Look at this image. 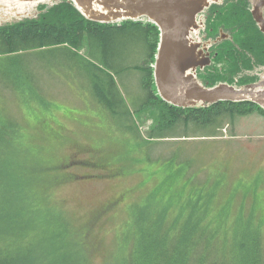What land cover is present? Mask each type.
Here are the masks:
<instances>
[{
	"label": "rangeland",
	"instance_id": "obj_1",
	"mask_svg": "<svg viewBox=\"0 0 264 264\" xmlns=\"http://www.w3.org/2000/svg\"><path fill=\"white\" fill-rule=\"evenodd\" d=\"M60 2L38 3L8 17L0 15V26L37 19ZM243 15L244 27L238 30L242 18L224 15L218 23L227 25L221 29L229 40L234 41V29L237 38L250 44L258 39V44L253 17ZM137 22L148 23L145 19ZM216 28L220 27L216 24ZM233 48L237 59L245 54L250 59V65L244 63L237 73L230 71L235 66ZM247 48L235 44L221 59L213 58L198 71L199 81L238 86L264 79V65ZM79 53L87 56V41ZM154 63L145 59L141 66L153 69ZM1 64L5 71L6 62ZM42 72L41 84L38 77L36 82L44 87L41 94L48 105L33 100L28 107L0 90V232L16 240L1 246V255L27 258L32 264H129L149 254L172 253L198 224L208 230L205 241L209 239L212 258L221 257L228 244L230 251L244 240L258 239L264 264V224L256 223L262 218L259 210L264 211V188L255 195L250 181L255 188L252 177L261 172L264 178V116L239 117L219 137L190 132L197 136L150 140L148 133L158 128L160 116L154 105L133 110L139 94L133 97L122 91L132 117L126 128L95 104L77 85L79 79L66 77L64 71L58 75L54 69L51 74ZM138 75L139 71L130 81L136 83ZM5 114L20 126L16 145L3 141L9 119ZM132 125L138 134L130 133ZM10 143L31 163L33 174L24 177L26 183L20 187L39 203L37 208L26 204L21 191V202L1 192L4 169L12 163ZM74 152L76 157L66 163ZM258 195L263 200L261 208L255 202ZM115 199L120 202L110 208L108 203ZM107 204V209L99 211ZM192 236L198 239V234ZM202 250L203 246L195 247L192 256Z\"/></svg>",
	"mask_w": 264,
	"mask_h": 264
},
{
	"label": "trees",
	"instance_id": "obj_2",
	"mask_svg": "<svg viewBox=\"0 0 264 264\" xmlns=\"http://www.w3.org/2000/svg\"><path fill=\"white\" fill-rule=\"evenodd\" d=\"M245 7H247L245 2L243 5L226 3L213 5L210 9L209 20L214 19L215 22H208V34L215 37L218 31L216 24L217 27L225 29L227 25L218 23L224 15L242 18L240 20L242 23L238 24L237 30L244 27L243 14L248 13L249 18H252L250 11ZM252 21L258 28L257 35L260 42L257 44L258 39H256V42L251 41L252 44H250L244 38H237L236 31L233 29L234 41L226 39L214 45V59H221L227 49L234 47L235 44L244 48L247 45V50H250L257 62L264 65V34L253 18ZM243 31L245 28L241 29V32ZM159 34L158 27L151 22L143 24L125 20L109 24L87 20L72 3L61 0L37 19L0 26V90L12 93L17 101L28 107L33 100L42 105H48L49 102L41 94L44 87L37 84L36 79L38 77L41 84L45 75L42 71H49L51 74L54 69V73L58 75L64 71L66 77L79 79L77 85L86 94L88 92L91 95L95 104L103 106V110L108 112L111 118L121 122L117 124L118 126L126 128H130L132 117L122 91L133 97L139 94L132 103L133 110L138 112L146 106L154 105L160 116L158 128L148 133L150 140L197 136L191 135L192 132H204L205 136L219 137L223 135V129L229 126L233 128L239 117L254 113L264 116V109L250 101L218 102L207 107L189 108L177 107L163 101L157 94L153 69L148 64H146V69L141 66V62L145 59L148 62L155 60ZM84 41L88 43L87 56L79 53ZM258 49H260V54ZM234 52L237 51L233 48L231 55L235 66L230 68V71L237 73L244 63L250 65V59L246 54L237 59ZM2 62H6L5 71H2ZM138 71L141 75L137 76L136 83L131 82V77ZM202 83L208 87L216 85ZM5 115L10 120L6 121V131L2 132L3 141L7 143L11 141L16 145L19 141L20 126L13 117ZM132 126L133 128L128 129L130 133L138 134L136 127ZM14 127L17 131H10ZM14 144H11L12 163L8 166L9 169L8 167L4 169L6 180L5 177L1 179V192L19 197V202H21L19 195L21 191L22 197H27L26 204L37 208L39 203L30 197L26 189L22 191L20 187V185L24 187L26 183L27 178L24 177L33 174L31 163L24 159V154L22 155ZM196 230L198 232L193 233ZM206 233L208 234V230L197 224L195 228L187 231L183 241H179L172 253L163 257L149 254L129 264H262V244L258 239L244 240L230 251H228L230 247L228 244L227 249H222V254H219L221 257L212 258L213 252L208 243L209 239L205 241ZM193 234H198V239L192 236ZM14 243L16 240L9 239L0 232V247ZM199 246H203L202 252L197 256H192V253L195 254V247ZM0 264L32 263L27 258L0 254Z\"/></svg>",
	"mask_w": 264,
	"mask_h": 264
},
{
	"label": "water",
	"instance_id": "obj_3",
	"mask_svg": "<svg viewBox=\"0 0 264 264\" xmlns=\"http://www.w3.org/2000/svg\"><path fill=\"white\" fill-rule=\"evenodd\" d=\"M50 1L52 0H0V5L12 2L28 8ZM67 1L87 20L113 24L145 19L158 27L160 34L153 78L157 94L166 103L189 108L207 107L218 102L250 101L264 109V79L241 86L219 82L208 87L197 77L199 70L212 63L210 54L206 51L212 42L196 43L190 34L198 27L196 15L209 7L211 0ZM252 16L264 34V18L257 7L252 10ZM225 37L228 36L220 32L214 42Z\"/></svg>",
	"mask_w": 264,
	"mask_h": 264
},
{
	"label": "flooded vegetation",
	"instance_id": "obj_4",
	"mask_svg": "<svg viewBox=\"0 0 264 264\" xmlns=\"http://www.w3.org/2000/svg\"><path fill=\"white\" fill-rule=\"evenodd\" d=\"M243 2H245L247 4L246 8H249V11L251 12V14H252V10L255 7H257L259 12L261 13V15L264 17V0H211L209 7H207V9H205V11L203 13L204 27L202 29L203 30L202 33H204V36H203V41L202 42L203 43H205L206 41L212 42L210 45H208V48L206 50L207 52H209L211 60H213V58H214L213 47H214V45H216L219 42V41L218 42H214V41L217 40V38L220 36V32H222L223 34L227 35V33H225L221 28L218 29V34H216L215 37H212L211 35L208 34V32H207V24H208V21H209V18H210V9H211V7L213 5H222L224 3H226V4L243 5ZM226 39H229V37H225V38H223L220 41H224ZM201 47H202V45H201ZM76 155H77V152H74L73 156H70L69 157V161H67L66 163L70 162L71 161L70 159H73L74 157H76ZM64 164H65V162H64ZM97 166L100 167L101 165L98 163ZM107 176H109V174H107ZM252 178L256 181L257 185H256L255 188H253V182L250 179V181L252 183L251 191L255 195H257L259 188H262V189L264 188V186H263V184H264L263 174L261 172L257 173ZM255 200H256L255 202L258 204L259 208H261L262 201H263L262 198L258 195V198L255 199ZM119 202H120L119 199H115V200H112L111 202H109L108 204H110V208H111V207L115 206L116 204H118ZM108 204L106 206H103L102 209L99 210V211H104L105 209H107L108 208L107 207ZM259 211L263 212V213H261L262 214V218L259 217L260 220H259V222H256V223L258 224V226H262L264 224V211L262 210V208Z\"/></svg>",
	"mask_w": 264,
	"mask_h": 264
},
{
	"label": "built area",
	"instance_id": "obj_5",
	"mask_svg": "<svg viewBox=\"0 0 264 264\" xmlns=\"http://www.w3.org/2000/svg\"><path fill=\"white\" fill-rule=\"evenodd\" d=\"M207 9V8H205ZM205 9H203L201 12H199L196 15V23H197V29L193 30L190 34L191 38L194 40V42L196 43H203V36L204 33L203 32V27H204V19H203V13L205 11Z\"/></svg>",
	"mask_w": 264,
	"mask_h": 264
},
{
	"label": "bare ground",
	"instance_id": "obj_6",
	"mask_svg": "<svg viewBox=\"0 0 264 264\" xmlns=\"http://www.w3.org/2000/svg\"><path fill=\"white\" fill-rule=\"evenodd\" d=\"M25 8H26L25 5H18V4L15 5V3H12V2H9L7 4L2 3L0 5V15L8 17V16H10L9 13L11 14L12 12H18V11L23 10ZM263 21H264V19H263Z\"/></svg>",
	"mask_w": 264,
	"mask_h": 264
}]
</instances>
